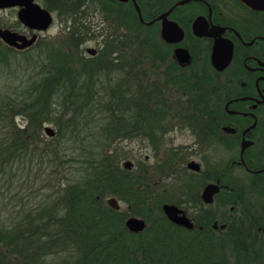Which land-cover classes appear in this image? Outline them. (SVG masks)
<instances>
[{"label":"trees","instance_id":"obj_1","mask_svg":"<svg viewBox=\"0 0 264 264\" xmlns=\"http://www.w3.org/2000/svg\"><path fill=\"white\" fill-rule=\"evenodd\" d=\"M61 19L73 23L72 30L54 41L39 39L35 52L34 46L16 50L0 40V183L16 161L30 163L36 154L69 163L50 202L9 224L0 219V264H264V223L257 229L234 220L231 227L226 211L217 216L199 209L201 229L193 232L199 238L186 244L182 240L192 233L167 220L147 171L135 176L120 167L111 146L131 138V94L145 89L139 74L134 86L128 60L166 58L163 46L149 44L139 32L109 34L95 61L86 60L79 49L86 30L73 28L79 19ZM112 58L120 59L122 72L114 70ZM143 104L138 121L147 116ZM16 116L25 126L14 122ZM45 123L56 127L48 140ZM107 195L124 201L126 212L107 206ZM128 215L144 218L146 230L128 231ZM214 219L225 228L214 231Z\"/></svg>","mask_w":264,"mask_h":264},{"label":"flooded vegetation","instance_id":"obj_2","mask_svg":"<svg viewBox=\"0 0 264 264\" xmlns=\"http://www.w3.org/2000/svg\"><path fill=\"white\" fill-rule=\"evenodd\" d=\"M34 2L47 9L52 18L56 14L79 19L80 25L73 28L81 27L88 34L79 48L97 40L96 47H85L89 55L86 60L95 61L109 34L139 32L147 36L149 44L157 42L166 50V58L128 60L134 86L139 74L145 89L132 91V136L118 141L139 142L150 153L144 160L126 159L131 162L130 168L124 167L126 160L121 163L118 151L117 155L120 167L133 175L142 169L147 171L153 180L152 190L164 199L162 211L164 204L175 205L192 223L189 228L172 222L163 211L170 223L192 233L182 242L190 244L199 238L193 234L201 229L195 220L199 209L217 216L215 209L219 214L226 211L231 227L236 220L239 224L250 221L259 229L258 225L264 223V5L247 0ZM9 8L17 14V6ZM17 21L24 28L23 34L36 33L35 43L40 39L38 34L44 31L31 30ZM72 24L69 21L64 34L72 30ZM179 33L181 37L175 40ZM89 48L94 51L88 52ZM177 48L187 50L188 62L176 57ZM108 61L118 73L123 71L119 58ZM142 102L147 116L145 121H138L136 111ZM185 134L190 141L176 144L177 137ZM192 162L198 164L197 169L190 166ZM210 183H216L219 190L208 202L202 193ZM220 193H224L223 197ZM109 197H115L119 203L116 196L107 195V206ZM122 202L124 210L120 203L118 209L109 207L126 212L128 205ZM212 204L215 208L210 210ZM131 216L138 217L128 215L123 221L126 229L131 233L145 231L148 223L142 217H138L145 222L142 230L128 229L126 220ZM211 227L217 231L225 225L214 219Z\"/></svg>","mask_w":264,"mask_h":264},{"label":"rangeland","instance_id":"obj_3","mask_svg":"<svg viewBox=\"0 0 264 264\" xmlns=\"http://www.w3.org/2000/svg\"><path fill=\"white\" fill-rule=\"evenodd\" d=\"M65 26H69V20L63 21L61 17L53 14V22L48 30L38 34L42 42H49L58 39L60 36L63 37L64 31L67 29ZM0 27H7L14 29L18 32L25 33L24 28L17 21L16 10L13 8L0 9ZM97 40H91L87 44L82 45L79 48L80 53L84 56H89L85 52V47L94 46L96 47ZM32 52L38 49V45H33ZM19 56V55H17ZM12 79V76H9ZM14 122L19 124L20 127L25 126V119L22 116H16ZM44 125H50L56 130L53 124L45 123ZM43 125V126H44ZM5 130V129H4ZM3 133V129L0 127V136ZM44 140H48L50 137L47 136L43 131ZM190 140L187 135H179L175 141L176 144L188 143ZM112 148H115L119 154L122 155L121 163L128 159L135 162L137 159L144 160L145 155L149 154L148 147L140 144L139 142L131 140H120L112 144ZM51 155H35L32 161L29 163L28 160L16 161L11 170L7 171L6 176L0 183V219L4 220L8 224L12 219L19 220L27 209L36 207L42 201H51L57 196L60 183H64L68 173L69 163L64 160L62 161H48ZM150 162H152L150 160ZM64 169L66 173L63 176L56 172L58 169ZM9 177V179H7ZM8 180V181H7ZM170 181V178H168ZM107 197V196H106ZM105 197V198H106ZM121 209H125V204L122 200H119ZM215 206L212 204L210 210L214 209ZM27 210V211H26ZM216 213L219 214V210L215 209ZM19 214V215H18ZM50 259V258H49ZM55 260V259H54ZM56 261V260H55Z\"/></svg>","mask_w":264,"mask_h":264},{"label":"water","instance_id":"obj_4","mask_svg":"<svg viewBox=\"0 0 264 264\" xmlns=\"http://www.w3.org/2000/svg\"><path fill=\"white\" fill-rule=\"evenodd\" d=\"M248 2L264 5V0H247ZM18 7L17 11V19L22 23V25L27 28L35 31H45L47 30L53 22V18L51 13L41 7L38 3L34 2V0H0V9L9 8V7ZM173 26H176L174 23H171ZM162 36L167 39L166 34L162 31ZM181 37V33L179 36L175 38L178 40ZM37 38L36 33H32L30 36H26L23 33L13 31L6 27H0V40H2L5 44L10 47H13L17 50H23L30 48L34 45ZM178 38V39H177ZM88 52H93L94 49H88ZM175 55L179 60L183 62H188L189 54L187 50L183 48H177L175 50ZM44 133L53 137L55 134L54 129L50 125H44ZM125 168H130L131 162L126 160L123 163ZM190 166H193L195 169L198 168V164L192 162ZM219 190V186L216 183H210L205 186L202 197L208 202H211L212 194L216 193ZM208 195L206 199L205 196ZM107 204L113 209L119 208V203L115 199V197H109L106 200ZM163 211L166 216L177 224L192 227V223L188 220V218L182 213V211L172 204H164ZM126 226L131 231H139L142 230L145 226V222L143 219L131 216L126 220Z\"/></svg>","mask_w":264,"mask_h":264}]
</instances>
